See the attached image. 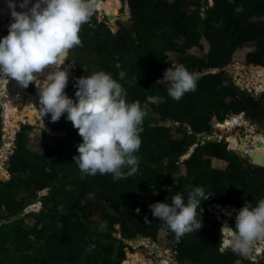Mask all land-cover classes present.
<instances>
[{"label":"trees","instance_id":"16d2710c","mask_svg":"<svg viewBox=\"0 0 264 264\" xmlns=\"http://www.w3.org/2000/svg\"><path fill=\"white\" fill-rule=\"evenodd\" d=\"M123 3L130 11L129 24L119 22L118 31L113 33L94 13L92 22L82 26L79 34L82 45L70 50L69 58L76 64L78 77L103 70L122 85L129 102L138 100L142 106L147 105L142 144L136 153L140 158L138 170L115 182L111 174L80 176L73 157L79 155L77 146L82 137L76 128L68 126L72 123L67 114L57 122L51 121L50 114L44 117V128L57 135L52 137L54 144L41 154L27 148V131L33 127L22 125L9 160L11 178L0 181V216L2 211L8 215L0 222V264H121L126 259L125 241L139 236L157 241L162 229L177 248L179 260L203 264L192 257V251L202 247L210 251L205 264H233L240 258L236 255L229 260L230 254L215 251L219 240L215 222L201 215L202 228L177 239L163 221L154 219L149 205L170 203L177 192L186 202V185L202 186L221 204L233 199L225 194L227 189L237 195L264 193V183L256 189L252 175L264 181V167H246L236 151L202 139L203 135H212L214 116L220 119L218 123L242 112L253 121L264 120V94L255 99L246 90L224 84V71L210 73L222 68L223 59L230 57L234 48L248 43L256 48L248 54L247 64L264 66V3L257 1L255 8H250L246 0H213L211 7L207 0ZM202 39L209 43L204 58L187 57V51L199 48ZM168 52L178 54L180 64L199 74L196 91L186 93L179 101L168 95L169 84L163 80L164 70L172 66ZM69 91V97L75 100L74 84ZM22 121L32 123L28 118ZM173 127L177 137L172 135ZM2 134L0 111V142ZM220 142L235 149L228 140ZM191 148L192 154L181 161ZM218 160L226 162L227 167H215ZM180 164L186 175L175 177ZM45 190L47 194L43 195ZM34 201L42 204L46 222L37 219L28 229L25 218L15 217ZM205 203L201 202L198 211ZM94 213L100 214L101 223L107 222L105 231L99 230L101 223L91 219ZM40 224L44 230L39 229ZM116 233L120 238L114 236ZM39 242L43 244L38 246ZM91 244L96 247L89 254L85 248ZM246 263L250 264L249 260Z\"/></svg>","mask_w":264,"mask_h":264},{"label":"clouds","instance_id":"9594fccd","mask_svg":"<svg viewBox=\"0 0 264 264\" xmlns=\"http://www.w3.org/2000/svg\"><path fill=\"white\" fill-rule=\"evenodd\" d=\"M7 1L9 14L0 16V97L6 96L7 89L3 85L7 84L9 78L22 85L24 94L27 95H30L28 86L35 85L39 97L36 101L37 110L41 119L44 120L43 117L50 114L51 121L57 122L67 114V120L71 121L82 137V143L77 146L79 155L73 157L82 173L90 176L111 174L114 182L135 174L140 159L136 153L142 144L140 134L149 111L147 105L142 106L138 100L129 102L122 85L103 70L87 73L86 76L76 79L74 69L72 72L75 73L73 81L76 79V99L70 98L65 92L69 71L62 70L61 66L69 60L70 50L82 45L79 34L82 26L89 23L97 12L98 0H35V3H31V0H19L22 11H16V0ZM207 1L209 7L213 6V0ZM2 7L6 6L2 4L0 8ZM168 61L172 65L169 59ZM73 62L71 59L70 63ZM223 69L224 66L212 69L214 72L211 70L210 73L224 71ZM198 79L199 74L189 71L183 64L172 65L163 73V80L169 84L167 93L176 101L182 99L186 93L196 91ZM33 85L30 86L31 90H34ZM12 103L15 104L14 101ZM0 111L3 132L8 121L4 117L1 99ZM245 115L242 112L232 116L241 121V124L244 123L240 125L241 128L246 126L247 129L251 124L252 128L260 125L246 123L249 119ZM247 132L253 133L248 130ZM17 133L15 131L11 137L14 145ZM202 138L218 142L212 135H203ZM220 144L225 145L227 151L236 150L227 149L226 143ZM186 190V202L184 195L177 192L170 203L164 201L150 204L154 219L163 221L179 239L202 228V215L219 227L221 254L230 250L251 261V264H256V253L264 251V199H260L255 206L246 201L236 210L233 227L228 223L231 213L222 215L225 217L223 222L214 206L207 203L210 195L206 194L202 186L186 185ZM204 200V209L198 211ZM222 207L227 208L228 205L224 207L222 204ZM144 219L147 221V216ZM106 229L107 222L101 223L99 230ZM170 242L174 248L176 263L181 264L177 248L172 240ZM95 247V244H91L85 251L90 254Z\"/></svg>","mask_w":264,"mask_h":264},{"label":"rangeland","instance_id":"374dc122","mask_svg":"<svg viewBox=\"0 0 264 264\" xmlns=\"http://www.w3.org/2000/svg\"><path fill=\"white\" fill-rule=\"evenodd\" d=\"M103 1H107V0H103ZM124 1L125 0H119L120 4L117 7L118 13H117V16L115 17V20H114L115 22L109 18L108 13H106L107 15L101 14L98 10H97V12H95L96 15H94V16L97 17L98 21H100V22L105 21L111 27L113 33L117 32L119 22H120L119 24H122V25L123 24L128 25L130 22V12H129L127 5L123 3ZM257 1H259V0H246V2H248V4H249L250 8H255V6H256L255 3ZM262 1L264 3V0H262ZM0 5H2V3H0ZM92 18H93V16L91 17L89 23L92 22L91 21ZM89 23H86V24H89ZM5 33H6V31H5ZM255 48H256V46L253 43H248V44L244 45V47L241 49L234 48L232 50L231 56L226 58V59H223V66H224L223 70L225 72L224 84H232L234 86L240 87V90H242V91L246 90L247 93L251 94V96L255 97V99H258L262 96V94H264V90L257 91V86L259 84V80H257L259 78V73L257 74V72L259 71V67L256 66V68H255L254 65L247 64V62H246L247 54H250V52H254ZM208 50H209L208 41L206 39H202L201 40V46L199 48H193L192 50L187 51L186 55H187V57L196 56V58L197 57L204 58V56L206 55ZM168 54H169V60L172 62V65H175V66L180 65V59H179L178 54H173L171 52H169ZM186 55H185V57H186ZM69 57L70 56H68L69 60L65 62V64H67V66L65 64L63 67L61 66L62 70H66L67 72L69 71L68 84H67V87L65 89V92L68 96H70V94H71V92L69 91V88L71 87L72 84L75 83L76 79L79 78L78 75H75L76 79H75V81H73L74 77H75L73 75L75 73L72 71H74V69H75V72L77 74V68H76L74 62L70 63L72 58L70 59ZM228 60H231L232 62L227 66V62H229ZM257 68H258V70H257ZM212 72H214V71L212 70ZM41 79H43V77H41ZM247 83H249V84H247ZM31 85H33V84H30L27 88L28 93H30V95H27V94H25V95L27 96V98L30 100L31 103H36L37 99H39L38 90L36 89L35 85H33L34 90H31V88H30ZM1 101H3V99H1ZM152 101L155 102L157 100L152 99ZM3 105H4V103H3ZM35 105L37 107V104H35ZM4 108H5V106H4ZM17 112L20 116L26 114L25 112H23V104H21V106ZM24 118L31 119L32 123H27L26 121H20L21 118H19L17 120L18 122L16 121V123L14 124V127H13L14 130L13 131L19 132L22 125H25V124L31 125L33 127V129L27 131V140H26L27 148L29 150H31L32 153L41 154V153L46 152L48 150V148L54 144L52 137H54L55 134L47 131L44 128L45 127V124L43 123L44 120H42L41 117L33 119L32 117L26 116ZM245 118L249 119L246 121V123H250V124H251V122H253L255 124L260 123V125H259L260 128L253 126V130H256V131L253 133H250V134H249V132H247V130L249 131V128L246 129V126L243 128H241L240 126H237L233 129L223 128L220 125L222 123L218 124V122H221L220 119H217L216 116H214V117H212V128H213L212 136L215 137L218 141H222V140L230 141L232 146L236 149L234 151H237L239 149L240 145H243L242 144L243 139L254 140L253 136L257 135L258 133L262 134V136L264 137V134L262 133V130H264V120L263 121L261 120V122H254L253 120L248 118L247 115H245ZM43 119H44V117H43ZM68 126L71 127L73 125L71 124ZM175 126H179V125L176 124ZM251 126H252V124H251ZM11 128H12L11 126L3 127V134H4L3 136H5L4 137L5 139L0 142V181L1 182H5L11 178V174H9L7 171L8 167H9L10 156L13 153V149H14V143L12 144L13 139L11 138L12 136H9V135H13V133L10 131ZM238 128H241V129H238ZM175 129H176V127H173L172 135L174 137H177L178 135L175 134ZM61 134L64 135L65 133L62 132ZM204 141H205V139H204ZM7 144H8V146H7ZM242 150L245 151L244 148H242ZM228 151H230V150H228ZM192 152H193V148H191L188 151V153L181 158L182 159L181 161L188 158L192 154ZM237 152H239V151H237ZM248 155H249V157H251L252 153L249 152ZM249 157L247 158V160L243 159L244 160L243 165H245L246 167L251 166V164H252V160ZM180 166H181V168H180L179 172L175 174V177H180V176L186 175L184 165L180 164ZM214 166L219 167L221 169H225L227 167V163L224 162L223 160H218V161H216V164ZM252 166H254V165H252ZM257 172L260 175H262L258 170H257ZM79 175L82 176L83 173L80 172ZM252 175H254L253 180H255L254 184H255V188L257 189V188H259V184L261 182L264 183V181H262L258 176H256L255 173H252ZM225 194H228V196L230 198L232 197L233 199H232V201L228 202L227 204H223L224 207H225V205H228L227 208H223L224 210H222V204H219L217 201H215L212 192H210L208 194L210 196L207 200V203L210 206H215V205L218 206L219 205L218 206L219 211L217 210L216 212L218 215L220 214V218H222L223 222L225 221V217H222L223 214H221V213H223L224 211H225V213L226 212L231 213V216L229 217L228 223H230V225H232L233 227L235 225L236 210L241 208L246 201L250 202L253 206H255L256 203L260 199H264V193L256 195V194H252L249 192L246 194L237 195L234 192L232 193L230 189H227V191H225ZM32 203L33 204L30 205V207L32 208L31 212L24 211L18 217H15V219L25 218L26 227L28 229L32 228V226L34 225V223L37 219L41 220L42 223L46 222V220L44 219V216H43L44 212H42V204L40 202H35V201ZM36 204H38V205H36ZM7 217H8L7 213L2 211V214L0 216V222L1 221L4 222L6 219H8ZM91 219L94 221H97L99 223L102 222L100 214H98V213L92 214ZM42 227H44V225L40 224L39 229H43ZM114 227L116 229H119V225H115ZM114 236H116L117 238H120L119 233L114 234ZM219 242H220V232H219V240L217 241V248L218 249L215 250V251L218 250V252L220 253ZM42 244H43L42 242H39L38 246H41ZM115 245L117 246L118 242H116ZM123 249H124L125 255H126V259L124 261L128 260L129 254H131V255L132 254H138L140 259L142 260L141 261L142 264L143 263L144 264H177L176 263V255L174 252L173 245L171 244L170 239L168 238V233L163 229L159 231L158 236H157V241H154L152 238H142L141 241H138L137 239H135V240L132 239L130 242L125 241L123 243ZM204 251H206L207 253H204ZM192 252H193L192 257H197L198 259H201L203 261V264H205V262H206L205 260L208 259L207 256H208L210 251L208 252L207 248L202 247V248H196ZM223 254H230L231 256H229V258H228L229 260H233V257H235L237 255V254H234L230 250L226 251ZM178 255H179V253H178ZM212 257L215 258L216 260L218 259L217 256H212ZM246 260L247 259H244L243 257L240 256L239 259L234 260L233 264H247ZM188 261H190V260H188ZM123 262L121 264H123ZM249 262L251 264V261H249ZM180 263L186 264L185 261H183V263L182 262H180ZM128 264H133V263L128 261ZM256 264H264V251H262L259 255L256 254Z\"/></svg>","mask_w":264,"mask_h":264},{"label":"bare ground","instance_id":"6f19581e","mask_svg":"<svg viewBox=\"0 0 264 264\" xmlns=\"http://www.w3.org/2000/svg\"><path fill=\"white\" fill-rule=\"evenodd\" d=\"M0 3H2V2H0ZM119 4L120 3L118 0H107V1L98 0V6H97L96 10H98L101 14L108 13L109 18L112 21H114L115 17L117 16V13H118L117 7L119 6ZM4 11L6 12L5 14H4ZM8 14H9V10L7 7L0 8V16H4V15H8ZM257 70H258V68H257ZM258 73H259V78L257 80H259V84L257 86V91L264 90V67H262V68L259 67V71L257 72V74ZM247 84H249V83H247ZM3 86H5L4 88L7 89L6 96L3 95L2 97H0L1 99H3V103L5 106L4 117H5V120L8 121V124L6 122L5 126H11L12 128L10 129V131L14 134L13 127L19 118H21L20 121L26 119V118H24L26 116L32 117L33 119H36V118L40 117V114H39L37 107L35 105L36 103L30 102V100L24 94V87L22 85H20L17 81L9 78L7 84L3 85ZM13 100H15V104L12 103ZM21 104H23V112H25L26 114L20 116L17 111L20 108ZM218 124H220V123H218ZM243 124L244 123L241 124V121H239L234 116H230L228 119H226L220 125L223 128L233 129V128L240 126V125H243ZM248 128H249V131L253 130V128L251 126H249ZM253 137H254V140L243 139V142H242L243 145H240L238 150L240 152H245L247 154L249 152H251L252 154H257V153L261 154L262 160L260 162H255L252 160V165H254L256 167H264V137L260 133H258L257 135H254ZM249 142L253 143V147H250V145L248 144ZM7 146H8V144H7ZM242 148H244L245 151H243ZM218 206L217 205L214 206L215 211H217V210L219 211ZM222 210H224L223 207H222ZM224 213H225V211L221 214H224ZM219 216H220V214H219ZM260 252L261 251L257 252L256 254L259 255ZM128 261L132 262L133 264H142L141 263L142 260L140 259L138 254H132V255L129 254L128 260L124 261L123 264H128Z\"/></svg>","mask_w":264,"mask_h":264},{"label":"water","instance_id":"95a60500","mask_svg":"<svg viewBox=\"0 0 264 264\" xmlns=\"http://www.w3.org/2000/svg\"><path fill=\"white\" fill-rule=\"evenodd\" d=\"M0 2H2V4L4 5V6H8V1L7 0H0ZM16 2L17 3H19L20 1L19 0H16ZM14 102H15V100H13ZM28 123V122H27ZM257 127L258 128H260V126L259 125H257ZM262 133L264 134V130H262ZM213 141H216V140H213ZM218 141V140H217ZM218 142H220V141H218ZM220 143H222V142H220ZM227 149H231V150H233V148H231V147H227ZM239 155L241 156V158L242 159H244V160H247V158L249 157V155L247 154V153H245V152H239ZM251 160H253V161H255V162H260L261 160H262V156H261V154H252L251 155V157H249ZM47 194V190H45L44 192H43V195H46ZM36 205H38V204H36ZM26 212H31L32 211V208L31 207H27L26 208V210H25ZM137 240L138 241H141L142 240V238L139 236V237H137ZM129 242H130V240H129Z\"/></svg>","mask_w":264,"mask_h":264},{"label":"flooded vegetation","instance_id":"af4514ba","mask_svg":"<svg viewBox=\"0 0 264 264\" xmlns=\"http://www.w3.org/2000/svg\"><path fill=\"white\" fill-rule=\"evenodd\" d=\"M118 1H119V0H118ZM15 2H16V1H15ZM19 3H20V2H19ZM19 3L16 2V4H17L16 11H22V9L19 8ZM31 3H35V0H31ZM119 3H120V2H119ZM30 5H31V4H30ZM30 5H29V6H30ZM5 13H6V12L4 11V14H5ZM248 144L250 145V147L253 146V143H250V142H249ZM261 252H262V251H261ZM261 252H260V253H261ZM260 253H259V254H260ZM176 261H177V260H176ZM180 262L183 263V260H180ZM185 262H186V264H195V263H192L191 261H188V260H185ZM188 262H189V263H188ZM247 264H248V263H247Z\"/></svg>","mask_w":264,"mask_h":264},{"label":"built area","instance_id":"2783aa9c","mask_svg":"<svg viewBox=\"0 0 264 264\" xmlns=\"http://www.w3.org/2000/svg\"><path fill=\"white\" fill-rule=\"evenodd\" d=\"M4 137H5V136H4ZM4 137H3V138H4ZM4 139H5V138H4Z\"/></svg>","mask_w":264,"mask_h":264}]
</instances>
